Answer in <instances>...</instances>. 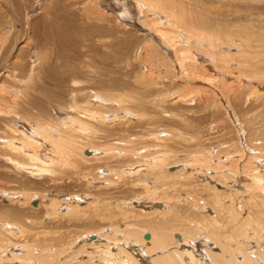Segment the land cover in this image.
<instances>
[{
    "label": "bare ground",
    "instance_id": "1",
    "mask_svg": "<svg viewBox=\"0 0 264 264\" xmlns=\"http://www.w3.org/2000/svg\"><path fill=\"white\" fill-rule=\"evenodd\" d=\"M261 19L0 0V264H264Z\"/></svg>",
    "mask_w": 264,
    "mask_h": 264
},
{
    "label": "rangeland",
    "instance_id": "2",
    "mask_svg": "<svg viewBox=\"0 0 264 264\" xmlns=\"http://www.w3.org/2000/svg\"><path fill=\"white\" fill-rule=\"evenodd\" d=\"M219 9V10H218ZM217 10H218V12L219 11H221L222 9L221 8H218ZM221 9V10H220ZM225 10V9H224ZM227 10V9H226ZM218 12H217V14H218ZM221 14L219 15L218 14V16H220L221 18H224V21L225 22H228V19H227V17H228V12H223V11H221L220 12ZM223 15H225V16H223ZM223 16V17H222ZM226 17V18H225ZM230 18H233V17H230ZM253 18H255V20L257 19V21L259 20V18L258 17H253ZM227 19V20H226ZM262 21L264 20V19H261ZM198 84H200V83H198ZM197 87H199V85H197ZM36 203V202H35ZM34 203V204H35Z\"/></svg>",
    "mask_w": 264,
    "mask_h": 264
}]
</instances>
